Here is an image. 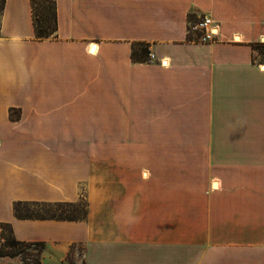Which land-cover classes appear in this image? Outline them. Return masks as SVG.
Listing matches in <instances>:
<instances>
[{
  "label": "crops",
  "instance_id": "crops-1",
  "mask_svg": "<svg viewBox=\"0 0 264 264\" xmlns=\"http://www.w3.org/2000/svg\"><path fill=\"white\" fill-rule=\"evenodd\" d=\"M55 1L51 40L30 0L0 13V224L41 264H264V0ZM82 199L81 221L13 211Z\"/></svg>",
  "mask_w": 264,
  "mask_h": 264
},
{
  "label": "trees",
  "instance_id": "trees-1",
  "mask_svg": "<svg viewBox=\"0 0 264 264\" xmlns=\"http://www.w3.org/2000/svg\"><path fill=\"white\" fill-rule=\"evenodd\" d=\"M32 20L34 27V36L38 41L51 40L57 37V6L55 0H30ZM4 7V0H0V13ZM196 17L189 16L188 22L195 21ZM188 40H192L187 36ZM252 48L261 55L264 61V45L255 44ZM130 57L133 62L146 63L150 61V45L147 43H134L131 48ZM10 118H13V112L10 111ZM62 207H70L73 211L67 216H57L51 208L58 209ZM83 209V214L78 216L79 208ZM14 214L18 219L32 220H61V221H81L86 217L87 204L82 199L76 203H16L13 207ZM10 228L9 225H6ZM11 231V228H10ZM12 234V231H11ZM7 249L10 250L9 256H23L21 261L23 264H41L40 254L44 249V243L32 242L25 243L16 240L13 235L9 240ZM74 247H72V250ZM27 250L35 251V255L27 253ZM71 256L68 254V259ZM67 259L69 264H72ZM30 262V263H28ZM85 264V263H82Z\"/></svg>",
  "mask_w": 264,
  "mask_h": 264
},
{
  "label": "rangeland",
  "instance_id": "rangeland-1",
  "mask_svg": "<svg viewBox=\"0 0 264 264\" xmlns=\"http://www.w3.org/2000/svg\"><path fill=\"white\" fill-rule=\"evenodd\" d=\"M192 37L196 38L194 36H192ZM197 37H199V33H197ZM48 210H51L57 216H60V215L67 216L73 211V209L70 207H62V208H58V209L51 208ZM77 210H78V216L83 214L82 213L83 209L81 207ZM11 237H12V234H11L10 228L6 225L0 224V264H23L21 259L24 255L21 257L9 256L10 250L7 249V245L9 243V240L11 239ZM80 251H81L80 247L74 249V251H73L74 253L68 259L70 263L76 264V262H77V264H81L79 262V258H81V253H79ZM27 253H31V254L35 255L36 252L33 250H27ZM28 263H30V262H28Z\"/></svg>",
  "mask_w": 264,
  "mask_h": 264
},
{
  "label": "built area",
  "instance_id": "built-area-1",
  "mask_svg": "<svg viewBox=\"0 0 264 264\" xmlns=\"http://www.w3.org/2000/svg\"><path fill=\"white\" fill-rule=\"evenodd\" d=\"M199 33V37H197ZM196 37L193 38L192 36ZM216 35V29L213 26V22L207 16H198L195 21L188 22V36L192 40H198L201 42L211 40Z\"/></svg>",
  "mask_w": 264,
  "mask_h": 264
},
{
  "label": "bare ground",
  "instance_id": "bare-ground-1",
  "mask_svg": "<svg viewBox=\"0 0 264 264\" xmlns=\"http://www.w3.org/2000/svg\"><path fill=\"white\" fill-rule=\"evenodd\" d=\"M94 50H95L94 47H92V48H91V51H94Z\"/></svg>",
  "mask_w": 264,
  "mask_h": 264
}]
</instances>
